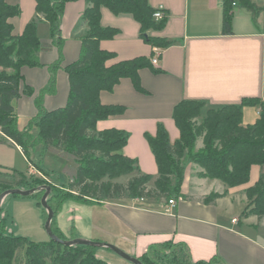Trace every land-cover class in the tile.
Masks as SVG:
<instances>
[{"label": "crops", "instance_id": "1", "mask_svg": "<svg viewBox=\"0 0 264 264\" xmlns=\"http://www.w3.org/2000/svg\"><path fill=\"white\" fill-rule=\"evenodd\" d=\"M6 1L20 10L17 16L8 20L12 34H21L38 16L37 34L41 42L51 45L38 54V66L21 68L20 93L13 102L19 129L25 130L33 124L31 131L34 133V124L44 112L62 107L68 100L70 84L65 67L80 56L81 39L88 30L82 14L89 3L84 0L65 2L58 45L50 35L48 22L36 13L35 0ZM251 1L258 7V12L254 15L234 4L231 26L224 31L222 0H148L151 7L162 9L166 18L164 26L151 34L171 44L162 50L158 64L153 66L158 72L148 67L139 69L143 91L136 89L129 77H121L112 89L99 92L102 104L122 106L124 110L121 114L98 120L96 124L98 131L114 128L128 133L122 153L136 159L142 172L157 174V164L146 134L154 136L158 124H162L171 144L179 138L172 117L173 108L179 101L202 100L211 107L238 104L244 97H258L264 101V0ZM100 24L118 30L113 38L99 41L100 49L113 53L107 65L152 56V46L142 38L139 23L131 14H114L101 6ZM24 87L28 92H24ZM259 111L257 105H245L242 123L253 124ZM3 142L12 147L9 151L20 154L29 164L19 146L9 140ZM13 153L0 160V167L16 169ZM32 153L35 157L48 154L56 160L63 159L68 168L63 152L39 144ZM45 158L41 156V160ZM52 162L45 161L54 168L56 164ZM28 169H31L30 174H42L30 165ZM72 175L70 172L69 178ZM261 176H264V164H254L247 183L229 187L225 195L210 202L203 193L184 191L182 196L172 198L175 205L169 211L165 209L168 200L163 198L114 199L97 203L69 200L66 208L71 218L67 224H61L56 217V224L66 239L110 243L134 257L143 255L150 245L172 242L186 245L192 262L217 258L224 264H264V219L242 214L248 204L245 190ZM5 220L0 218L4 228ZM36 227V241H47L40 240L45 230L43 223ZM68 233L70 237H67ZM96 255L111 264H131L106 247H97Z\"/></svg>", "mask_w": 264, "mask_h": 264}, {"label": "trees", "instance_id": "2", "mask_svg": "<svg viewBox=\"0 0 264 264\" xmlns=\"http://www.w3.org/2000/svg\"><path fill=\"white\" fill-rule=\"evenodd\" d=\"M67 1L70 0H35L36 13L48 22L50 35L58 45L61 42L59 23ZM84 1L89 3L82 14L88 30L81 39L79 58L65 67L70 84L68 100L64 106L44 112L35 122L32 133L33 124L25 130L19 129L13 102L20 93L21 68L38 66V54L51 45L41 42L37 34L38 16L25 26L21 34H12L8 20L17 16L20 10L6 0H0V141L9 140L19 146L27 159L31 157V150L41 144L45 148L68 153L75 164L73 175L61 186L12 170V174L18 176L15 184L23 189L50 186L47 203L53 210V233L66 239L56 224V215L65 200L97 203L119 199L128 193L132 198L166 200L182 196L181 159L184 154L202 167L205 176L218 179L228 187L247 183L251 166L264 164V101L258 97H244L238 104L210 108L203 122V146L196 152L193 150L194 141L201 129H195L190 119L199 115L205 102L195 99L179 101L172 112L179 138L171 144L162 124H158L154 136L145 135L157 164L156 176L142 172L136 159L122 153L128 133L114 128L97 130L98 120L121 114L124 110L122 106L102 104L99 99L101 90H110L121 77H129L134 87L143 91L139 69L148 67L154 72L159 71L151 65L148 57L106 64L113 53L100 49L99 41L113 38L118 30L100 24V7L105 6L114 14H131L139 23L142 38L151 46L164 49L171 43L151 34L164 26L166 18L156 20L153 15L157 9L151 7L148 0ZM234 4L254 15L259 10L251 0H222L224 31L231 26ZM24 92H28L27 87H24ZM245 105L260 108L253 124L242 123ZM36 168L48 175L40 165ZM131 172L136 174L127 183L116 181L119 176ZM150 182L151 186L146 187ZM9 188L15 187L7 181H0V193ZM44 191L42 188L30 194L38 197L40 206ZM245 194L248 204L242 214L263 218L264 176L248 187ZM217 197L219 195L209 196L206 201ZM42 213L46 220L47 212L43 207ZM96 251L97 247L91 245L66 246L52 239L33 241L22 235L6 233L0 221V264H111L97 257ZM138 259L143 264H224L217 258L192 262L188 247L172 242L150 245Z\"/></svg>", "mask_w": 264, "mask_h": 264}, {"label": "rangeland", "instance_id": "3", "mask_svg": "<svg viewBox=\"0 0 264 264\" xmlns=\"http://www.w3.org/2000/svg\"><path fill=\"white\" fill-rule=\"evenodd\" d=\"M240 6V5H239ZM223 105H220L218 107H221ZM210 108H216V107H211L208 104H204L200 110V113L196 117H192L190 119V123L194 126L196 129H201L200 133L197 134L195 141H194V147L193 150L196 152L200 150L203 146V136L205 134V131H202L203 129V122L204 118L207 115V111ZM41 145V144H40ZM9 149H12V147L7 144L6 142L0 141V157L4 153V156L0 158L2 160L5 156L11 155L13 152L9 151ZM3 150V152H1ZM15 154V164L14 168L7 169L0 167V181H7L12 186L15 188L23 189L24 187L17 186L15 183L18 180V176L15 174H12V170H16L18 172H21L23 174H26L27 177H39L44 179L47 183H52L56 184L58 186H61L63 184H66L69 180V173L72 172L74 173L75 169V164L73 163V158L68 154V153H63L64 158H66V161H68L69 164H67L66 168V162L61 159V160H56L54 158H51V156L44 155H37L36 157L31 155L30 159H27L29 164L26 163V160L22 159L20 154L18 153H13ZM41 156L47 157L45 160H41ZM52 162V164H56L54 168L49 167L45 163L47 162ZM34 164L41 165L46 168L48 175L45 174H39L38 172L30 174L31 169L29 168V165L34 168L33 170H36L37 168L34 167ZM50 163V165H52ZM181 166H182V171H183V180L181 183V193L183 194L184 191L189 193H203L207 198L209 196H216V195H225L228 192V185L225 184L224 182L218 180V179H213L210 177L205 176V171L202 169V167L192 161L191 159L188 158L186 154H184L183 158L181 159ZM53 167V166H52ZM74 167V168H72ZM4 169V170H3ZM28 173V174H27ZM136 173L133 174V172L121 175L118 178H116V181L122 182V183H127V181ZM155 178V177H154ZM153 180V179H152ZM151 180V181H152ZM151 182L146 185V187L151 186ZM41 190V189H40ZM37 190V191H40ZM36 192V191H35ZM42 193V192H41ZM5 200L1 201L0 205V218H5V232L9 233H15V235H25L30 240L36 241L35 238H38L37 234V224L42 222L43 227H44V216L42 214V206H40L37 203L38 197L34 195H17V194H8L5 196ZM133 199L130 197L129 193L122 196L119 199L120 201H128L129 199ZM66 204L59 210L57 213L56 217L60 221L61 224H67V220L71 217H68V211H67V204L70 203L69 200L64 201ZM68 202V203H67ZM241 211V208H240ZM239 211V212H240ZM72 216V213H70ZM264 219V217H263ZM264 225V224H263ZM45 231V230H44ZM43 232V236L40 238V240H45L49 239V236L47 235L46 231ZM41 232V233H42ZM71 234L68 233L67 237H70ZM124 261V260H123ZM130 263V262H127Z\"/></svg>", "mask_w": 264, "mask_h": 264}, {"label": "water", "instance_id": "4", "mask_svg": "<svg viewBox=\"0 0 264 264\" xmlns=\"http://www.w3.org/2000/svg\"><path fill=\"white\" fill-rule=\"evenodd\" d=\"M42 188L45 189V191L40 198V204L47 212V217L44 223V229L47 235L49 236V239H52L53 241L59 244H62V245H66V246H71L75 244H83V245H91L94 247H106V248L111 249L113 252H115L116 254H118L120 257L130 262L131 264H143L138 259V257H134L110 243H102L98 241H92V240L81 239V238L61 239L57 235H55L51 229V220L53 218V210L47 203V197L51 190L49 185H42V186H38L35 188H30V189H19V188L6 189L0 193V205H1V201L3 200V198L8 194H17V195L25 196V195H30L34 193L35 191L40 190Z\"/></svg>", "mask_w": 264, "mask_h": 264}, {"label": "built area", "instance_id": "5", "mask_svg": "<svg viewBox=\"0 0 264 264\" xmlns=\"http://www.w3.org/2000/svg\"><path fill=\"white\" fill-rule=\"evenodd\" d=\"M154 18L156 20H161L162 18L165 17L164 11H162V9H157L154 12ZM163 48H160L158 46H152V56L149 58L151 65L156 66L159 62V57L162 53ZM175 205L174 199H169L168 200V207H166V211L171 210V208H173V206ZM235 220V219H234Z\"/></svg>", "mask_w": 264, "mask_h": 264}]
</instances>
